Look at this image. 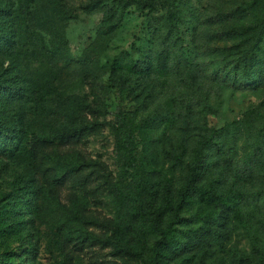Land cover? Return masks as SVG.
I'll use <instances>...</instances> for the list:
<instances>
[{
  "label": "rangeland",
  "instance_id": "374dc122",
  "mask_svg": "<svg viewBox=\"0 0 264 264\" xmlns=\"http://www.w3.org/2000/svg\"><path fill=\"white\" fill-rule=\"evenodd\" d=\"M2 4L21 10L26 24L15 28L16 45L0 51V73L20 67L27 84L17 101L25 110L22 147L0 157V206L18 202L21 220L10 233L0 222L2 257L152 264L160 231L132 210L137 198L140 211L163 207L159 228L180 242L164 264H264V0ZM109 11L110 22L118 19L103 34ZM239 53L245 62L235 71ZM77 123L86 126L77 139H39L51 125ZM219 127L220 145L207 143ZM198 148L209 194L181 205L177 192ZM69 163L76 169L60 177ZM28 168L35 197L17 195L18 174ZM119 239L141 258L118 248Z\"/></svg>",
  "mask_w": 264,
  "mask_h": 264
},
{
  "label": "trees",
  "instance_id": "16d2710c",
  "mask_svg": "<svg viewBox=\"0 0 264 264\" xmlns=\"http://www.w3.org/2000/svg\"><path fill=\"white\" fill-rule=\"evenodd\" d=\"M124 0H116V2H122ZM136 3L139 7H151L153 0H129ZM113 11H109L106 14L105 20L107 23H104L101 27V32L103 34L108 33L116 26L117 18L115 21L110 22V17L112 16ZM14 16L16 19L15 23H10L8 21ZM25 15L19 9H14L10 4L0 5V51L2 49L9 50L13 48L17 41L20 38V34L17 33L16 29H20L21 26H24ZM8 26V29L6 27ZM12 54L15 55L16 51L12 50ZM243 53H239L238 57L235 59L233 64V69L236 71V67L241 64H244L245 60L243 58ZM144 57V55H142ZM140 61L139 67L146 64L144 58H138ZM115 66L118 62L114 58ZM119 66V65H118ZM136 66V65H135ZM250 64H246L245 69L250 71ZM26 72L29 70L27 66L25 67ZM24 71L20 67L5 69L4 74L0 73V157L6 156L9 158H14L19 154L22 147V142L24 140L25 134V119L24 113L25 110L23 107L17 104V101L21 98L27 87L26 81L21 79V74ZM33 77H37L36 72L32 73ZM34 82L37 79H31ZM40 82V81H39ZM38 82V83H39ZM42 84V83H41ZM85 124L77 123L72 125L58 124L51 125L49 131L46 133H39V139L43 142H53L61 143L68 140L77 139L85 129ZM224 128H216L212 131V134L205 138L206 142H214L212 140H218L216 145H220L221 140L224 135ZM123 142L128 151H132L135 147V140L132 131L127 127L123 130ZM215 140V141H216ZM220 141V142H219ZM203 140L200 141L202 144ZM203 147V145L201 146ZM200 147V148H201ZM22 154V153H21ZM59 167H61L60 161ZM205 166L203 163V157L200 152V149H196L194 160L187 167L184 181L182 186L177 192V203L181 205H188L195 197L201 198L203 193L208 196V192L202 189V180L204 178L205 171L202 168ZM67 168L63 169L60 173V177L68 171L76 169L74 163H69ZM19 182L16 183L17 195L23 196L25 193H30L31 197H35L37 192V186L34 182V171L31 168H28V173L25 175L18 174ZM30 195L26 196V199L29 200ZM134 205H132V210L134 212H139L141 216L149 222V225L159 229V236L154 239L150 246L151 260L152 264H164L166 258L172 252H175L179 248L180 242L174 241L170 243L167 240L164 232L160 230L159 225L161 224V219L164 215V210L161 205H148L144 210H138L139 203L137 198L134 199ZM18 202H12L9 205L2 204L0 206V222L3 226H6V233H10L11 230H15L18 226V223L21 222L16 213L19 210ZM11 224L10 226H7ZM117 247L129 252L134 255L137 259L141 258V253L137 250L132 244H127L126 242L121 241L117 242ZM0 264H19V261L13 262L8 257H2L0 253Z\"/></svg>",
  "mask_w": 264,
  "mask_h": 264
}]
</instances>
